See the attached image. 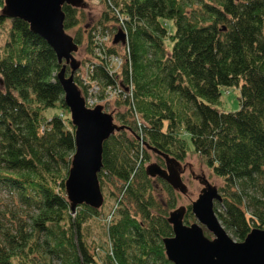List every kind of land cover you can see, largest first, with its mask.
Wrapping results in <instances>:
<instances>
[{
    "label": "trees",
    "instance_id": "16d2710c",
    "mask_svg": "<svg viewBox=\"0 0 264 264\" xmlns=\"http://www.w3.org/2000/svg\"><path fill=\"white\" fill-rule=\"evenodd\" d=\"M102 2L98 21L86 26L87 83L101 92L121 85L115 99L126 106L117 119L123 128L103 142L98 172L101 189L121 195L107 222V247L92 249L86 240L99 209L80 204L72 212L66 197L74 129L56 54L26 21L0 9V29L10 21L0 43V264H173L162 239L172 235L167 217L176 196L165 180L147 175L149 149L162 165L163 156L181 161L188 150L198 153L223 179L214 210L235 240L264 228V0ZM62 10L64 29L74 28L78 8ZM119 19L124 52L101 41L95 48L97 28L106 36L105 24L114 28ZM84 34L76 32L74 42ZM116 55L122 65L111 77ZM74 80L86 93L77 74ZM228 87H240L235 112L217 108ZM50 108L58 114L46 116Z\"/></svg>",
    "mask_w": 264,
    "mask_h": 264
},
{
    "label": "water",
    "instance_id": "95a60500",
    "mask_svg": "<svg viewBox=\"0 0 264 264\" xmlns=\"http://www.w3.org/2000/svg\"><path fill=\"white\" fill-rule=\"evenodd\" d=\"M81 1L3 0L2 9V14L6 17L26 21L30 30L42 37L54 50L58 62L61 63L64 59L70 66L66 76V65L61 64L56 78L62 87L64 104L69 110L74 128L75 150L64 182L72 212L80 204L95 209L101 207L103 194L98 172L102 168V145L111 134L123 128L113 123L112 115L103 111L102 105L86 107L82 91L74 81V72L79 67L74 57L78 45L73 37L65 32L62 5L77 7ZM122 38L118 33L114 41ZM2 85L3 81L0 79V88ZM177 164L178 162L174 161L168 164L167 169H163L160 165L152 163L145 166V170L150 177H160L172 188L183 193L185 185L178 169H175ZM220 200L217 188L205 181V186L190 205L198 223L184 222L185 206L176 207L168 213L167 221L172 227V235L163 238L162 243L166 258L171 263L264 264V228L253 227L242 241L232 239L214 210L215 201ZM201 225L213 235L212 238L204 234Z\"/></svg>",
    "mask_w": 264,
    "mask_h": 264
},
{
    "label": "rangeland",
    "instance_id": "374dc122",
    "mask_svg": "<svg viewBox=\"0 0 264 264\" xmlns=\"http://www.w3.org/2000/svg\"><path fill=\"white\" fill-rule=\"evenodd\" d=\"M0 7H1L0 9H3L4 2L2 4L0 1ZM103 7L104 5L102 0H82L81 3L77 6L79 10L78 24L74 28L65 31L71 36L75 35L76 32H78L81 35L82 30H85V34H86V31L88 29L86 28V26L88 27V25L96 23L98 21L100 14L104 11ZM9 26H10V21L7 20L3 25V29H0V43L4 41ZM168 28L172 32L174 31L173 23L170 21L168 22ZM83 38H84L83 41H85L86 36L85 37L83 36ZM74 57L76 58L77 62L82 65V62H84V59L86 57L84 42L79 44L77 52L74 53ZM113 63L115 65L119 64V62L114 59H113ZM83 69H85V65L83 66ZM69 71L70 68L67 66L66 76H68ZM90 86L95 87L99 85L96 84L95 82H91ZM239 88L240 87H228L221 89L220 103L217 105L219 111L235 112L240 108L239 100H238ZM120 89L122 90L121 87ZM113 92H114L113 95H110L102 100V107H103V111L108 112L112 115L113 123L120 126L121 123L117 120L118 114H124L125 113L124 111L126 110V106L124 104H120L115 99V97L117 99L120 97L121 95L120 90L115 88ZM84 94L86 95V93ZM124 99H126V97ZM58 112H59L58 109L50 108L46 110L45 115L53 116L54 114H58ZM132 117L133 116L131 115V113L129 114V117L125 115V119L129 122L130 120H132L131 119ZM127 133H128L127 135H129L130 137H134L137 141L139 140L138 138H136L134 134L133 136H131L132 133L129 130H127ZM187 141H188L189 149H191L192 144L190 139H187ZM148 153H149V158L145 163L146 166L155 163L163 167V169H166L168 167V164L176 161L169 158L168 156H163V159L165 160V165H162V160L156 158L157 152H153L149 149ZM177 162L178 164L175 166V169H178L182 183L185 185V191L183 193H180L177 189L172 188L166 181L165 182L173 189V192L176 196V204L174 208H172L171 210L179 206H185L186 207V211L184 215V219H185V217H187L189 213H192L190 206L191 202L197 198V195L201 192V189L205 186V181H208L210 185L216 187L218 191H220L221 187H223L224 181L221 177L213 173L212 169L209 166H207L205 160L202 157H200L198 153L188 150L186 158ZM101 191L103 194V203L101 207L98 208L99 216L97 215L89 218L87 222V226L85 227V234H86V240L88 241L92 249L98 246L101 250H104L107 247V236H106L107 222L108 219H110L113 214L115 215L118 208V201L121 195L120 193L116 192L115 195L113 194L114 196H111L109 194L110 187H104L103 189H101ZM216 202H221V200L215 201V203ZM195 222L198 223L192 213V217L188 219V224ZM201 226L203 227L204 234L207 237L212 238L213 235L203 225ZM227 233L232 239H234L233 235L229 231H227Z\"/></svg>",
    "mask_w": 264,
    "mask_h": 264
},
{
    "label": "bare ground",
    "instance_id": "6f19581e",
    "mask_svg": "<svg viewBox=\"0 0 264 264\" xmlns=\"http://www.w3.org/2000/svg\"><path fill=\"white\" fill-rule=\"evenodd\" d=\"M63 11V10H62ZM108 28H107V30L109 31V34L108 35H102V37L99 35V28L100 27H98L97 28V30L94 32V37L93 38H91L93 41H92V44L94 45V47L96 48V46H98V43L100 44V41L101 42H105V43H107V44H109V46H115V47H117V49H120V54H122V52H124V49H125V45H126V41H127V38H126V32H125V30H124V26H123V20H121V19H119L118 21H117V23L115 24V26H114V28H113V25H112V22H108V23H106L105 24ZM118 33H120L121 35H122V39L121 40H118L117 42H115L114 41V38H115V35H117ZM36 34V33H35ZM38 35V34H37ZM84 36H88V35H86V34H84ZM89 37V36H88ZM96 39V40H95ZM84 42V41H83ZM120 45V46H119ZM121 50H122V52H121ZM98 53V52H97ZM56 54V53H55ZM56 57H57V55H56ZM113 59L114 60H116V61H118L119 62V64L122 62V60H121V57H117V56H114L113 58H111L110 59V61H109V64H108V75L109 76H111V77H114V75H115V72L116 71H114L111 67L113 66V65H115L114 63H113ZM57 61H58V59H57ZM59 63V62H58ZM61 64H65L66 65V67L68 66L69 68H70V66H69V64L68 63H66V61L64 60V59H62V61H61V63H59V65H61ZM113 64V65H112ZM118 64V65H119ZM69 74V73H68ZM75 75H76V73L74 72V78H75ZM0 79H1V77H0ZM2 80V79H1ZM75 81V80H74ZM75 83H76V81H75ZM76 85H77V87L80 89V90H82L83 92H84V90L82 89V87H79V85L76 83ZM85 93V92H84ZM167 169V168H166ZM153 177H155V176H153ZM219 193V192H218ZM219 195L221 196V194L219 193Z\"/></svg>",
    "mask_w": 264,
    "mask_h": 264
},
{
    "label": "built area",
    "instance_id": "2783aa9c",
    "mask_svg": "<svg viewBox=\"0 0 264 264\" xmlns=\"http://www.w3.org/2000/svg\"><path fill=\"white\" fill-rule=\"evenodd\" d=\"M117 56V55H116ZM118 57V56H117ZM107 58V56H106ZM113 65V64H112ZM121 63L119 65H113L111 68L114 70V71H117L119 69V67H121ZM90 65L88 64H85V69H81L79 72H78V75L80 77V79L82 80V83L84 85H87L86 87V95H85V100H86V103L88 106H94L99 100H103L104 98L112 95L114 92L113 90H115L114 88H111V89H108L106 90V92H101V89L99 86H90L87 81H88V77H89V73L88 72L90 70ZM120 85V84H119ZM120 87L122 88V86L120 85ZM98 90V91H96ZM123 91V89H122ZM120 92H121V89H120ZM109 93H112V94H109Z\"/></svg>",
    "mask_w": 264,
    "mask_h": 264
},
{
    "label": "flooded vegetation",
    "instance_id": "af4514ba",
    "mask_svg": "<svg viewBox=\"0 0 264 264\" xmlns=\"http://www.w3.org/2000/svg\"><path fill=\"white\" fill-rule=\"evenodd\" d=\"M73 37V36H72Z\"/></svg>",
    "mask_w": 264,
    "mask_h": 264
}]
</instances>
